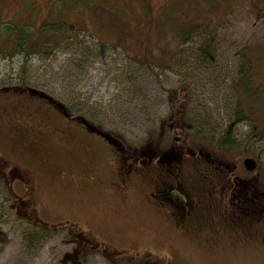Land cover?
I'll list each match as a JSON object with an SVG mask.
<instances>
[{"label":"rangeland","instance_id":"obj_1","mask_svg":"<svg viewBox=\"0 0 264 264\" xmlns=\"http://www.w3.org/2000/svg\"><path fill=\"white\" fill-rule=\"evenodd\" d=\"M182 22L198 27L178 46L176 27ZM203 26H211L213 37ZM22 31L33 40L30 54L0 52V89L42 91L132 147L160 133L170 141L175 134L170 117L177 112L189 142L204 150L212 166L217 160L242 179V163L252 158L259 166L256 181L264 185V0H0V33L10 34L9 42L0 35L3 52ZM202 45L210 46V55L200 61ZM240 52L252 56L257 74L251 86L256 109L245 120L235 119ZM226 133L233 145L222 147L218 142ZM44 146L47 151L39 149L37 157L58 162L62 148L54 137ZM55 179L44 178L37 194L47 205L48 221L61 222L71 219L69 208L56 209L61 196L70 194ZM99 194L80 196V222L110 232L134 224L140 241L148 238L151 229L135 216L139 197L122 201L111 192ZM8 199L0 192V264H63L68 235L30 240ZM170 231L156 234L160 248L173 245L186 264L204 263L200 249L174 243ZM227 248L222 244L217 252ZM231 264H264V256H239Z\"/></svg>","mask_w":264,"mask_h":264},{"label":"flooded vegetation","instance_id":"obj_2","mask_svg":"<svg viewBox=\"0 0 264 264\" xmlns=\"http://www.w3.org/2000/svg\"><path fill=\"white\" fill-rule=\"evenodd\" d=\"M170 119L175 123L170 141L160 133L132 147L42 91L0 89V192L28 228L30 240L67 234L63 264L188 263L173 245L164 249L157 244L156 234L167 229L174 243L200 249L203 264H231L256 252L264 256V185L256 181L258 162L253 159L252 172L242 163L243 178L232 177V167L223 168L217 160L212 166L203 149L193 148L177 112ZM49 137L62 148L54 164L36 155L39 149L47 151L42 143ZM49 175L67 188L70 195L61 196L56 210L67 206L71 219L48 221L47 205L37 192ZM107 192L122 201L139 197L135 216L151 229L148 238L140 241L134 224L110 232L77 219L80 196ZM222 244L228 248L217 252Z\"/></svg>","mask_w":264,"mask_h":264},{"label":"trees","instance_id":"obj_3","mask_svg":"<svg viewBox=\"0 0 264 264\" xmlns=\"http://www.w3.org/2000/svg\"><path fill=\"white\" fill-rule=\"evenodd\" d=\"M195 27L198 26H192L190 22L187 23L182 22L176 27V34H177L176 43L178 46H183L190 41L191 36L194 35L196 32ZM8 28L9 27L6 26V29ZM202 30L206 31V35L208 36V38L213 37L211 35L212 32L211 26H203ZM2 33H0L1 41L3 40L2 36H4V39L10 37V34H8L7 32H5V35L4 33L2 35ZM5 41L9 42V40L7 39ZM11 42H12V46L10 47V49H6L7 51L3 52V50L1 49L2 46H0V52L6 53L7 55L8 53H10V50L12 49L11 52H15V53L23 52L25 53V55L29 56L30 54L29 47L33 43V40L29 38L28 33L23 32V34H16ZM209 48H210L209 45H202V48L199 49V55L201 57V59H199L200 61L204 60V57L210 55V51L208 52ZM239 59L240 62L238 65V72L236 75L237 86L235 85L236 87L234 88L238 96L237 111H236L237 114L235 116V119L245 120L246 117H251L253 110L256 109L255 106L251 105V103L253 102L254 97H257V93L252 90L251 86L255 82L257 78V74H255L253 71L251 55L240 52ZM255 60L259 61L258 58ZM244 103H247V106H245ZM244 109L246 110V114L244 112ZM218 144L222 147L223 146L228 147L233 145V141L231 140L230 134L226 133L224 136H222Z\"/></svg>","mask_w":264,"mask_h":264},{"label":"water","instance_id":"obj_4","mask_svg":"<svg viewBox=\"0 0 264 264\" xmlns=\"http://www.w3.org/2000/svg\"><path fill=\"white\" fill-rule=\"evenodd\" d=\"M83 125H85L88 129H90V127L84 122ZM101 137H103L104 139H106L107 141H110V139H108L106 136L101 135ZM243 167L247 172H252L255 170L256 168V163L254 162L253 159L247 158L243 161Z\"/></svg>","mask_w":264,"mask_h":264}]
</instances>
